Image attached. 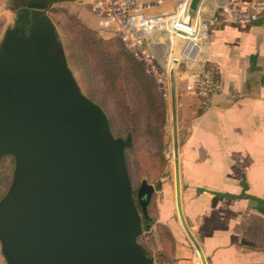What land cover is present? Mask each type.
<instances>
[{
  "label": "water",
  "instance_id": "obj_1",
  "mask_svg": "<svg viewBox=\"0 0 264 264\" xmlns=\"http://www.w3.org/2000/svg\"><path fill=\"white\" fill-rule=\"evenodd\" d=\"M201 0H190L189 23ZM23 8L0 41V162L14 160L0 199V250L6 264H155L139 244L141 215L156 188L142 181L133 196L125 151L103 109L82 94L54 23ZM177 159V150L174 151ZM181 225L206 264L183 216Z\"/></svg>",
  "mask_w": 264,
  "mask_h": 264
},
{
  "label": "crops",
  "instance_id": "obj_2",
  "mask_svg": "<svg viewBox=\"0 0 264 264\" xmlns=\"http://www.w3.org/2000/svg\"><path fill=\"white\" fill-rule=\"evenodd\" d=\"M74 1L87 8L79 15L83 22L113 37L89 0ZM180 1L138 0L139 12L170 15ZM11 4L0 0V41L20 11H12ZM226 6L201 0L198 9L209 25L203 58L219 72L222 92L202 110L174 74L164 97L170 100L183 216L206 264H264V19L249 22ZM165 175L152 196L155 223L171 234L175 264H201L178 216L175 170L174 176ZM0 264H6L1 250Z\"/></svg>",
  "mask_w": 264,
  "mask_h": 264
},
{
  "label": "rangeland",
  "instance_id": "obj_3",
  "mask_svg": "<svg viewBox=\"0 0 264 264\" xmlns=\"http://www.w3.org/2000/svg\"><path fill=\"white\" fill-rule=\"evenodd\" d=\"M81 11L87 13V8L75 3L74 0H64L51 6L49 16L55 25L69 69L80 91L103 109L108 121H110L109 125L113 136L125 139L127 137L126 129L130 128L133 122L123 116L125 110L122 109L121 105L128 104L137 121L144 117L145 106L141 104L140 95L133 86H131L133 90H129L130 88L123 90L125 86L123 88L117 87L118 94L111 91L109 79L101 71L102 60L98 56L100 45L96 42L98 40L112 42L115 38L111 35L102 34L88 26L79 18ZM128 58L131 59V57ZM164 106V147L161 153H158L163 155L165 165L162 167L153 157L158 149L153 142H150L151 139H147L146 136H139L134 144L137 164L132 165V156L129 154L128 149L126 150V164L134 196L142 181H146L158 189L161 185L160 182L167 178L166 173L174 176L176 159L174 157L173 130L169 124L170 100L168 96L164 97ZM141 125L143 126L142 123ZM13 170V158L10 156L4 157L0 162V199L6 194L11 184ZM155 173L162 174L159 181L158 178L154 177ZM148 217L154 222L148 230H146V227L142 228L143 232L138 238L139 244L151 255L155 260V264H175L173 257L174 242L168 231L162 227L160 228L155 223L156 199L153 197L148 206Z\"/></svg>",
  "mask_w": 264,
  "mask_h": 264
},
{
  "label": "built area",
  "instance_id": "obj_4",
  "mask_svg": "<svg viewBox=\"0 0 264 264\" xmlns=\"http://www.w3.org/2000/svg\"><path fill=\"white\" fill-rule=\"evenodd\" d=\"M190 0H182L170 15L145 16L138 0H89L93 14L104 31L122 40L159 85L165 96L166 84L177 74L184 91L194 95L199 108L207 110L211 97L222 92L219 72L203 58L209 39V25L200 11L185 22ZM222 6L245 14L249 22L264 19V0H220Z\"/></svg>",
  "mask_w": 264,
  "mask_h": 264
},
{
  "label": "trees",
  "instance_id": "obj_5",
  "mask_svg": "<svg viewBox=\"0 0 264 264\" xmlns=\"http://www.w3.org/2000/svg\"><path fill=\"white\" fill-rule=\"evenodd\" d=\"M62 1L64 0H13V4H11L10 9L14 12L23 8H27L29 10H44L49 5H53ZM114 38L115 40L112 42L100 40L96 42L100 45V52H98V56L102 60L100 66L101 71L104 73L105 77L109 79L110 88L113 93H117V87L123 88L125 86L123 90H126L127 88H130L129 90H133L134 87L140 95L141 104L145 106L144 117L137 121L133 115L134 112L132 111L131 107L128 104L121 105L122 109L125 110L123 116L129 118V120L133 122L131 123L130 128L126 129V136L130 135L132 139V146L128 149L130 152L129 154L132 156V165H135V163L137 164L135 159L136 152H134L135 141L139 138V136H146L147 139H151L150 142H153L158 149V151L156 150V153L153 154V157L163 167L165 165V161L163 155L160 153L164 147V97L159 90V85L155 78L147 72L139 60L124 46L121 39L117 37ZM128 57H131V59ZM126 156L127 151H125V158ZM161 175H159V173H155L154 177L158 178L157 180L159 181ZM136 207L139 211V214L141 215V227H146V230H148L154 221L152 219H146L142 215L140 208L138 206ZM159 227L166 229L162 225ZM169 236L172 239L170 233ZM147 255L151 257L148 252Z\"/></svg>",
  "mask_w": 264,
  "mask_h": 264
},
{
  "label": "flooded vegetation",
  "instance_id": "obj_6",
  "mask_svg": "<svg viewBox=\"0 0 264 264\" xmlns=\"http://www.w3.org/2000/svg\"><path fill=\"white\" fill-rule=\"evenodd\" d=\"M133 196H134V194H133ZM134 200H135V202H136L135 196H134Z\"/></svg>",
  "mask_w": 264,
  "mask_h": 264
}]
</instances>
